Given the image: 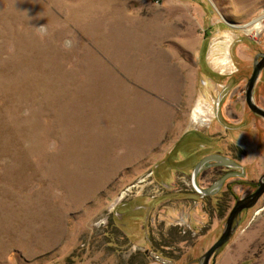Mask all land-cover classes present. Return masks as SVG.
Here are the masks:
<instances>
[{
    "label": "rangeland",
    "instance_id": "obj_1",
    "mask_svg": "<svg viewBox=\"0 0 264 264\" xmlns=\"http://www.w3.org/2000/svg\"><path fill=\"white\" fill-rule=\"evenodd\" d=\"M263 53L264 0H0V264H200L264 175ZM236 222L209 264H264V194Z\"/></svg>",
    "mask_w": 264,
    "mask_h": 264
},
{
    "label": "water",
    "instance_id": "obj_2",
    "mask_svg": "<svg viewBox=\"0 0 264 264\" xmlns=\"http://www.w3.org/2000/svg\"><path fill=\"white\" fill-rule=\"evenodd\" d=\"M258 57L259 56H257L255 58V61L253 64L252 75L246 84L245 99H246V103H247L249 109L254 114L259 115L260 117H262L264 119V109L257 106L253 101V92H254L255 85L259 79V76H260L262 70L264 69V53L260 54V57H261L260 60H258ZM209 160H214L217 162V164H223V165H227V166H231V167H233V166L238 167L237 165L230 162L226 158H222V157L213 155V156H210V157H207L206 159H204L201 162V164H199L196 167L195 174L198 172L199 168L202 167V164L205 163L206 161H209ZM195 174H194V176H195ZM194 185H195V183H194ZM198 191L202 194H207V193L211 192V190H206V191L202 190L201 191L199 189H198ZM263 194H264V175L261 177V179L257 183V189L253 193L248 194L247 196H245L244 198H242L240 200H237L235 206L233 207V209L231 210V212L227 218L226 226H225V229H224L220 239L214 245H212L208 249V251H206V253L201 257L200 264H209L210 263V260L217 254V252L221 249V247H223L233 236V234L236 230V227H237L236 220L238 219V217L242 213V211L250 209L253 206H255Z\"/></svg>",
    "mask_w": 264,
    "mask_h": 264
},
{
    "label": "flooded vegetation",
    "instance_id": "obj_3",
    "mask_svg": "<svg viewBox=\"0 0 264 264\" xmlns=\"http://www.w3.org/2000/svg\"><path fill=\"white\" fill-rule=\"evenodd\" d=\"M221 167L222 166H218L215 163L206 164L205 166H203V170L201 171L200 175H201V178L203 180H205L208 185H210L209 189H207V190L214 189V186L212 185V183L215 182L216 180H218L219 178L227 177L228 174H230V175L234 174L236 177L241 174V173H237L238 171H236V170H227V171L222 170V169L220 170ZM210 170L213 171V172H211V174H209V172H208ZM208 176H209V178H207ZM236 177H232V178H236ZM225 181L223 182V184L225 183Z\"/></svg>",
    "mask_w": 264,
    "mask_h": 264
},
{
    "label": "crops",
    "instance_id": "obj_4",
    "mask_svg": "<svg viewBox=\"0 0 264 264\" xmlns=\"http://www.w3.org/2000/svg\"><path fill=\"white\" fill-rule=\"evenodd\" d=\"M185 144H186V146H187V148H188V151L191 152V151L193 150L191 140H190V139H187V142H186ZM183 146H185V145H183ZM181 148H182V147H181ZM189 156H190V155H189ZM189 156H188V157H189ZM116 228L120 229V227H119L118 225L116 226ZM115 235H116V236L118 235L119 238L123 239V237H120V235H121L120 232H119V234L116 233ZM124 238H125V237H124ZM126 238H127V237H126ZM127 240H128V238H127ZM106 245H107L108 249H109V250H113V252L117 250V248H116V247H113L112 244H111V245H110V244H106ZM128 254H129V256H130V255L133 254V253H132V251L129 250V253H128ZM109 255H110V254H109ZM112 255H113V254H112ZM110 256H111V255H110ZM113 256H114V255H113ZM141 260H142V262H141ZM138 261H140L141 264H147V262L144 261V258H143V257H142V259H140V260L138 259ZM136 262H137V260H136ZM137 263H138V262H137Z\"/></svg>",
    "mask_w": 264,
    "mask_h": 264
},
{
    "label": "clouds",
    "instance_id": "obj_5",
    "mask_svg": "<svg viewBox=\"0 0 264 264\" xmlns=\"http://www.w3.org/2000/svg\"><path fill=\"white\" fill-rule=\"evenodd\" d=\"M257 29H260V25H256ZM253 35H256V33H254Z\"/></svg>",
    "mask_w": 264,
    "mask_h": 264
},
{
    "label": "bare ground",
    "instance_id": "obj_6",
    "mask_svg": "<svg viewBox=\"0 0 264 264\" xmlns=\"http://www.w3.org/2000/svg\"><path fill=\"white\" fill-rule=\"evenodd\" d=\"M257 25V24H256ZM258 30V29H257Z\"/></svg>",
    "mask_w": 264,
    "mask_h": 264
},
{
    "label": "built area",
    "instance_id": "obj_7",
    "mask_svg": "<svg viewBox=\"0 0 264 264\" xmlns=\"http://www.w3.org/2000/svg\"><path fill=\"white\" fill-rule=\"evenodd\" d=\"M158 259V258H157Z\"/></svg>",
    "mask_w": 264,
    "mask_h": 264
}]
</instances>
